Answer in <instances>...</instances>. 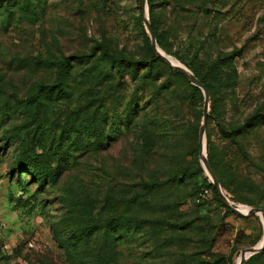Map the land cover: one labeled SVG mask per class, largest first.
<instances>
[{"label": "rangeland", "instance_id": "374dc122", "mask_svg": "<svg viewBox=\"0 0 264 264\" xmlns=\"http://www.w3.org/2000/svg\"><path fill=\"white\" fill-rule=\"evenodd\" d=\"M152 1L0 0V264H238L264 239V0ZM202 154L245 214L196 198Z\"/></svg>", "mask_w": 264, "mask_h": 264}, {"label": "trees", "instance_id": "16d2710c", "mask_svg": "<svg viewBox=\"0 0 264 264\" xmlns=\"http://www.w3.org/2000/svg\"><path fill=\"white\" fill-rule=\"evenodd\" d=\"M149 9H150V12L152 13L153 12V9H154V2L152 1V0H150V2H149ZM157 37V36H156ZM157 41H158V43L161 45V46H163V44L160 42V40L158 39V37H157ZM107 53H105V55H106ZM157 61H161L162 60V58L160 57V56H157V55H155V57H154ZM177 58L178 59H180L181 61H183V62H185V60L182 58V57H180V56H177ZM117 61V63H118V65H120V62H122L123 60L122 59H119V60H116ZM43 62L46 64V65H49V64H51V63H54V62H52L51 60H43ZM186 63V62H185ZM58 64L60 65V67H61V69H64V68H67L68 66H69V62H68V60L67 59H63V60H59V62H58ZM191 67V66H190ZM62 71V70H61ZM59 72V75H58V82H57V91L58 92H60V91H63V89H64V82H63V73L62 72ZM193 71H194V73H195V75L197 76V77H199V79L207 86V88L209 89V92L210 93H212V85L210 84V83H208L206 80H205V78H204V76H202V75H200L197 71H196V69H194L193 68ZM233 76H234V73H231V74H229V76H227L225 79H223V80H220V85L221 86H228V85H231L232 84V79H233ZM42 88V87H41ZM196 89H198L199 90V88L198 87H196ZM33 98H37V99H39L40 97H39V95H35V97H32L31 98V100H33ZM217 113V111H216V109L215 108H213V110H212V112H211V115H213V114H216ZM256 120V118H252V117H250V118H248L247 119V122H246V124H243L242 126H239V127H231V128H226V127H223L222 128V131H223V133L225 134V135H228V136H232L233 138L235 137V136H237V134L239 135V134H241L242 132H243V130H242V128H245V127H254V126H256L258 123H260V122H254ZM33 160V161H32ZM26 162L28 163V164H31L32 166H35V168H38V169H43V168H46L47 166H46V162H44V161H42V160H36V158H34V157H32V155H30V156H28L27 157V159H26ZM204 173V170H203V168H202V166L201 165H197L196 167H186L184 170H183V172H181V173H176V174H174L172 177H171V179H178V178H181L182 177V175L183 176H192V175H195V174H203ZM216 173V176H217V178L219 179V182L223 185V186H226V183L224 182V180H223V178H222V176L220 175V173H218V172H215ZM206 183V182H205ZM213 188L214 190L216 189L215 187H214V185H213V183L212 182H208V184H207V186H203V187H201L200 188V190L196 193V198H198V196H199V193L203 190V189H210V188ZM261 256H264V249L261 251V252H259V253H256V254H254V255H252L251 257H250V260L251 261H255V260H258ZM96 263L97 264H110L109 263V261L107 260V259H101V258H98L97 260H96Z\"/></svg>", "mask_w": 264, "mask_h": 264}, {"label": "water", "instance_id": "95a60500", "mask_svg": "<svg viewBox=\"0 0 264 264\" xmlns=\"http://www.w3.org/2000/svg\"><path fill=\"white\" fill-rule=\"evenodd\" d=\"M141 8H142V10L144 12L147 10L146 0H141ZM145 22H146L147 28L149 30V33L151 35V42H152L153 48L155 49L157 55L160 56L164 61H166L173 69H175V70L179 71L180 73L184 74L185 76H187L194 85H196L197 87L201 88L203 93H204L205 100L208 103L209 99H210V92H209V89L207 88V86L199 79V77H197L195 75V73H193L191 70L187 69V67H183L181 65L172 64L170 62V60L167 58V56L161 53V48L159 47V45L157 43L156 36L153 33L151 24L149 22V18L147 16L145 17ZM207 116H208V112L205 111V113H204V121H203V124L201 126V130H200V134H199L200 144H201L203 150H204V132H205ZM202 160H203L205 168L208 171V173H209V175H210V177L212 179V182H213L216 190L218 191L222 201L229 208L234 210L235 212L245 214V212H243L240 208L234 206L229 201L228 196L223 191L222 186H221V184L219 182V179L217 178V176L213 172V170L211 168V165L209 164V161H208L207 157L205 156V154H202ZM252 212L262 213L263 221H264V210L262 208H260V207H252L250 212H248V214H250ZM263 248H264V239L259 244L255 245V246H252V247L246 248L245 250L242 251L241 260H240V262L238 264H245V260L248 257H250L251 255L263 250Z\"/></svg>", "mask_w": 264, "mask_h": 264}, {"label": "bare ground", "instance_id": "6f19581e", "mask_svg": "<svg viewBox=\"0 0 264 264\" xmlns=\"http://www.w3.org/2000/svg\"><path fill=\"white\" fill-rule=\"evenodd\" d=\"M163 50L161 49V53L163 54ZM164 53H166V52H164ZM165 55V54H164ZM167 58L170 60V62L172 63V64H174V65H179V63H178V61H176V60H174L172 57H170V56H167ZM183 67H185V66H183ZM188 69V68H187ZM241 210L242 211H247V208H243V207H241ZM248 212H250V209L248 210ZM259 214H262V213H259ZM240 260H241V258H240ZM240 262V261H239Z\"/></svg>", "mask_w": 264, "mask_h": 264}, {"label": "built area", "instance_id": "2783aa9c", "mask_svg": "<svg viewBox=\"0 0 264 264\" xmlns=\"http://www.w3.org/2000/svg\"><path fill=\"white\" fill-rule=\"evenodd\" d=\"M210 194V189H203L198 196V200L205 198L206 196H208Z\"/></svg>", "mask_w": 264, "mask_h": 264}]
</instances>
